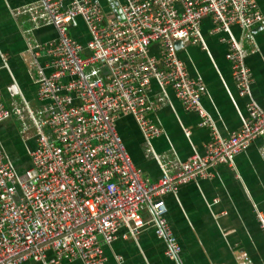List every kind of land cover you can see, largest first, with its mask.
<instances>
[{
	"label": "built area",
	"instance_id": "built-area-1",
	"mask_svg": "<svg viewBox=\"0 0 264 264\" xmlns=\"http://www.w3.org/2000/svg\"><path fill=\"white\" fill-rule=\"evenodd\" d=\"M111 1L109 14L98 0H33L12 11L30 23L23 29L25 54L39 105L22 96L6 102L0 90V123L14 118L22 137L34 141L20 175L0 137V264L27 258L105 264L102 246L111 245L121 228L125 237H135L146 227L165 242V256L180 264L181 245L162 195L211 178L219 164L233 166L235 155L253 139H264V107L251 97L253 76L246 64L255 49L243 44L253 41L252 28L263 22L257 0ZM77 19L85 29L80 39L71 33ZM205 19L207 32L226 44L235 88L247 98L242 111L223 81L240 119L227 136L218 133L202 107L204 81L191 76L177 54L181 41L199 45L211 57L202 31ZM46 26L56 35L35 39L34 31ZM153 81L160 90L150 98ZM168 89L210 130L202 154L180 160L155 150L152 141L161 129L148 114L169 103ZM126 114L142 135L144 156L160 168L154 182L146 181L116 128ZM260 154L264 157V144ZM254 210L264 234V211ZM115 263L126 264L119 254Z\"/></svg>",
	"mask_w": 264,
	"mask_h": 264
},
{
	"label": "crops",
	"instance_id": "crops-1",
	"mask_svg": "<svg viewBox=\"0 0 264 264\" xmlns=\"http://www.w3.org/2000/svg\"><path fill=\"white\" fill-rule=\"evenodd\" d=\"M31 1L0 0V90L6 102L19 100L22 96L31 105L38 106L36 87L28 75V57L25 54L23 29L30 23L24 15L12 13L14 8ZM111 2L104 0L105 5L100 2L107 14ZM257 2L263 22L252 28L253 41L245 40L243 44L249 50L255 49L246 57L253 76L250 94L258 105L264 107V1ZM209 27L210 21L205 19L202 31L211 57L199 45L190 42L183 43L177 54L189 74L204 81L206 89L201 97L202 107L211 116L218 133L227 136L238 129L240 119L223 81L242 111H245L247 98L239 96L235 88L230 63L225 58L226 44L220 42L216 35H210L207 32ZM233 31L238 33L236 27ZM55 35V28L46 26L35 30L33 36L43 41ZM149 48L152 53H157L155 44ZM159 90L153 81L150 98ZM168 97L166 106L148 114L161 129L160 135L152 141L155 150L180 160L194 153L202 154L210 139V130L198 125V114L186 111L171 89H168ZM16 122L9 118L0 123V130ZM116 128L146 181H156L160 168L154 158L144 156V141L133 117L122 115L117 119ZM185 129H189V134ZM263 144L262 137L253 139L235 155L233 166L219 164L212 170L211 178L191 180L181 185L176 193L162 195L167 207L166 217L181 245L180 264H264V234L254 212L255 206L264 211V157L260 154ZM142 215L148 218L149 212L144 209ZM125 233L126 229L121 228L111 245L102 246L105 264H116L117 254L126 264H179L165 256V242L155 235L151 227L141 229L135 237H125ZM21 264L44 263L27 258ZM64 264L83 262L79 259L65 260Z\"/></svg>",
	"mask_w": 264,
	"mask_h": 264
},
{
	"label": "rangeland",
	"instance_id": "rangeland-1",
	"mask_svg": "<svg viewBox=\"0 0 264 264\" xmlns=\"http://www.w3.org/2000/svg\"><path fill=\"white\" fill-rule=\"evenodd\" d=\"M99 2H101L103 5L106 4H104V0H99ZM77 24L78 25L72 29L71 33L73 36L79 38L80 35H85V29L82 26L80 19H77ZM30 79L32 80L31 77ZM16 123L15 125H10L8 127L3 126L0 130V137L11 161L15 165L18 173L22 175L24 169L30 162L29 152L32 148L33 140H25L19 132V124Z\"/></svg>",
	"mask_w": 264,
	"mask_h": 264
},
{
	"label": "water",
	"instance_id": "water-1",
	"mask_svg": "<svg viewBox=\"0 0 264 264\" xmlns=\"http://www.w3.org/2000/svg\"><path fill=\"white\" fill-rule=\"evenodd\" d=\"M182 45L181 41L176 42V47L179 48Z\"/></svg>",
	"mask_w": 264,
	"mask_h": 264
}]
</instances>
